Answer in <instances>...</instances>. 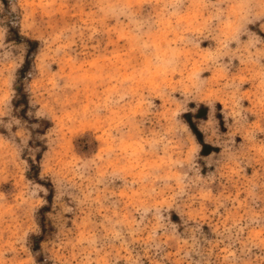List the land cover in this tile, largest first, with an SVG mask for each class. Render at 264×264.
<instances>
[{
    "label": "rangeland",
    "instance_id": "rangeland-1",
    "mask_svg": "<svg viewBox=\"0 0 264 264\" xmlns=\"http://www.w3.org/2000/svg\"><path fill=\"white\" fill-rule=\"evenodd\" d=\"M0 264H264V0H0Z\"/></svg>",
    "mask_w": 264,
    "mask_h": 264
},
{
    "label": "water",
    "instance_id": "water-1",
    "mask_svg": "<svg viewBox=\"0 0 264 264\" xmlns=\"http://www.w3.org/2000/svg\"><path fill=\"white\" fill-rule=\"evenodd\" d=\"M196 134H198V133L196 132ZM198 137H199V134H198Z\"/></svg>",
    "mask_w": 264,
    "mask_h": 264
}]
</instances>
